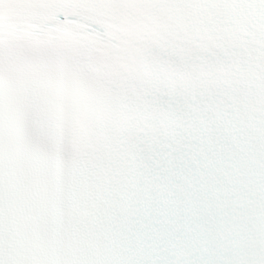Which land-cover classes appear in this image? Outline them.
<instances>
[{"label":"snow or ice","instance_id":"1","mask_svg":"<svg viewBox=\"0 0 264 264\" xmlns=\"http://www.w3.org/2000/svg\"><path fill=\"white\" fill-rule=\"evenodd\" d=\"M0 264H264V0H0Z\"/></svg>","mask_w":264,"mask_h":264}]
</instances>
